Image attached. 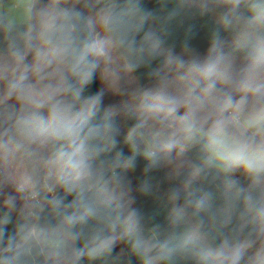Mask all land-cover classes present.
Instances as JSON below:
<instances>
[{
	"label": "clouds",
	"instance_id": "1",
	"mask_svg": "<svg viewBox=\"0 0 264 264\" xmlns=\"http://www.w3.org/2000/svg\"><path fill=\"white\" fill-rule=\"evenodd\" d=\"M0 264H264V0H0Z\"/></svg>",
	"mask_w": 264,
	"mask_h": 264
},
{
	"label": "trees",
	"instance_id": "2",
	"mask_svg": "<svg viewBox=\"0 0 264 264\" xmlns=\"http://www.w3.org/2000/svg\"><path fill=\"white\" fill-rule=\"evenodd\" d=\"M96 90V85H93V91ZM106 103L112 102L111 98H106ZM125 154H128L127 149L125 148ZM136 176L139 175V169H137V172L135 173ZM140 206L145 210L146 212H154V211H162V205L158 203H154L151 199L145 198L140 202ZM11 228V226H9Z\"/></svg>",
	"mask_w": 264,
	"mask_h": 264
}]
</instances>
